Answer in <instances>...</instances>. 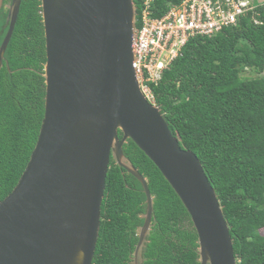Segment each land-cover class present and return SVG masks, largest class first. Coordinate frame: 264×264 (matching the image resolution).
Here are the masks:
<instances>
[{
  "label": "water",
  "instance_id": "1",
  "mask_svg": "<svg viewBox=\"0 0 264 264\" xmlns=\"http://www.w3.org/2000/svg\"><path fill=\"white\" fill-rule=\"evenodd\" d=\"M21 0H12L0 68ZM46 60L44 113L13 189L0 200V264H92L110 157L141 183L142 264L153 196L123 152L131 139L188 211L200 264H237L228 224L200 160L182 149L132 66L133 0H40ZM8 22V21H7ZM121 130L122 136H118Z\"/></svg>",
  "mask_w": 264,
  "mask_h": 264
},
{
  "label": "trees",
  "instance_id": "2",
  "mask_svg": "<svg viewBox=\"0 0 264 264\" xmlns=\"http://www.w3.org/2000/svg\"><path fill=\"white\" fill-rule=\"evenodd\" d=\"M179 1L151 0V15ZM252 1L254 12L211 37L188 39L160 78L146 81L173 136L196 154L217 194L237 264H264V2ZM134 4L139 27L142 0ZM40 10V0H22L0 68V200L23 172L44 113ZM5 16L0 11V42ZM123 152L153 196L142 264H200L196 230L175 191L130 138ZM145 199L137 178L110 157L92 264H133Z\"/></svg>",
  "mask_w": 264,
  "mask_h": 264
},
{
  "label": "built area",
  "instance_id": "3",
  "mask_svg": "<svg viewBox=\"0 0 264 264\" xmlns=\"http://www.w3.org/2000/svg\"><path fill=\"white\" fill-rule=\"evenodd\" d=\"M257 5L252 0H180L168 3L161 16H152L150 0H144L132 41V64L138 78L157 79L187 39L211 37L245 12H254ZM143 91L152 98L146 85Z\"/></svg>",
  "mask_w": 264,
  "mask_h": 264
},
{
  "label": "flooded vegetation",
  "instance_id": "4",
  "mask_svg": "<svg viewBox=\"0 0 264 264\" xmlns=\"http://www.w3.org/2000/svg\"><path fill=\"white\" fill-rule=\"evenodd\" d=\"M21 2H22V0H21ZM21 2H20V5H21ZM20 5H19V8H20ZM11 6H12V0H0V11H6V16H5V18L3 20V24H2L3 29L1 28L2 31L3 30L5 31L4 35L6 34V31H7L8 26H9V19H7V17H8V13H9Z\"/></svg>",
  "mask_w": 264,
  "mask_h": 264
},
{
  "label": "clouds",
  "instance_id": "5",
  "mask_svg": "<svg viewBox=\"0 0 264 264\" xmlns=\"http://www.w3.org/2000/svg\"><path fill=\"white\" fill-rule=\"evenodd\" d=\"M134 1V0H133ZM143 1L144 0H142V5H143ZM150 2H151V0H150ZM263 2V1H262ZM142 10V9H141ZM135 11H136V7H135ZM19 12V11H18ZM141 13V12H140ZM137 27V26H136ZM207 37V36H206ZM190 39V38H189ZM188 40V39H187ZM186 40V41H187ZM186 41H185V43H186ZM184 43V44H185ZM183 44V45H184ZM183 45L180 47V50L178 51V55H180V51H181V48L183 47ZM178 55H176V57L178 56ZM174 59V58H173ZM172 59V60H173ZM171 60V61H172ZM134 61V60H133ZM170 61V62H171ZM133 63V62H132ZM132 66H133V64H132ZM134 68V67H133ZM135 69V68H134ZM164 69V68H163ZM163 69H162V71H163ZM136 71V70H135ZM162 71H161V73H160V76H161V74H162ZM137 75V74H136ZM138 77V76H137ZM160 77H158L157 79H155V80H153V81H157L158 79H159ZM138 80H139V82H140V88H141V90H142V92H143V94H144V96L147 98V100L151 103V104H155V102H154V96H153V94H152V92L150 91V93H151V95H152V98H150V97H148L146 94H145V92L143 91V86L144 85H146L148 88H149V86L146 84V81H150V80H147V78L145 77V79H143V80H140V78H138ZM149 90H150V88H149ZM156 105V104H155ZM158 106V105H157ZM160 108V107H159ZM142 216V215H141Z\"/></svg>",
  "mask_w": 264,
  "mask_h": 264
},
{
  "label": "rangeland",
  "instance_id": "6",
  "mask_svg": "<svg viewBox=\"0 0 264 264\" xmlns=\"http://www.w3.org/2000/svg\"><path fill=\"white\" fill-rule=\"evenodd\" d=\"M245 74H246V75H255V73L252 72V71H247V72H245Z\"/></svg>",
  "mask_w": 264,
  "mask_h": 264
}]
</instances>
